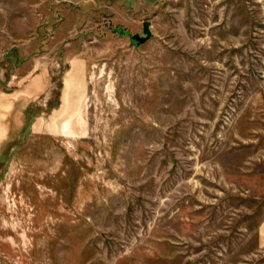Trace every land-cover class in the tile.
Here are the masks:
<instances>
[{
  "label": "rangeland",
  "instance_id": "obj_1",
  "mask_svg": "<svg viewBox=\"0 0 264 264\" xmlns=\"http://www.w3.org/2000/svg\"><path fill=\"white\" fill-rule=\"evenodd\" d=\"M0 264H264V0H0Z\"/></svg>",
  "mask_w": 264,
  "mask_h": 264
},
{
  "label": "crops",
  "instance_id": "obj_2",
  "mask_svg": "<svg viewBox=\"0 0 264 264\" xmlns=\"http://www.w3.org/2000/svg\"><path fill=\"white\" fill-rule=\"evenodd\" d=\"M76 66H77V68H79L78 69L79 74L78 73L73 74L75 85L73 87H72V84H71V86L69 85V89L66 90L64 95H63V98H65V99H68V97H70V96H76V92L78 94L79 92H81L83 90L82 89V83H83V78L85 77V72H83L82 64H79V65L76 64Z\"/></svg>",
  "mask_w": 264,
  "mask_h": 264
},
{
  "label": "water",
  "instance_id": "obj_3",
  "mask_svg": "<svg viewBox=\"0 0 264 264\" xmlns=\"http://www.w3.org/2000/svg\"><path fill=\"white\" fill-rule=\"evenodd\" d=\"M143 33H144V36H141L139 34L132 35L129 33H126L125 35L130 37L132 43L137 42L138 45H142V44L146 43L153 36L152 31H151V23L149 21L144 22Z\"/></svg>",
  "mask_w": 264,
  "mask_h": 264
}]
</instances>
